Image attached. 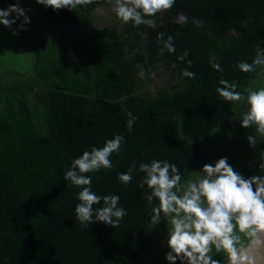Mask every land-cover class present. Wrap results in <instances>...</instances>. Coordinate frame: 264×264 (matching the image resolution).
Instances as JSON below:
<instances>
[{
    "label": "trees",
    "instance_id": "obj_1",
    "mask_svg": "<svg viewBox=\"0 0 264 264\" xmlns=\"http://www.w3.org/2000/svg\"><path fill=\"white\" fill-rule=\"evenodd\" d=\"M107 1L73 10L39 4L31 66L0 63V264H168V229L163 218L150 224L156 201L149 205L141 187V162L167 160L187 179L227 158L244 178L264 176V138L250 145L255 128L241 127L247 106L216 92L221 78L242 93L264 87V68L236 67L264 48V0H175L151 17L154 28L124 24L114 12L100 21L95 9ZM8 6L0 0V10ZM180 14L187 23L174 22ZM159 33L174 37V53H160ZM128 112L137 118L131 130ZM115 135L124 141L113 167L86 175L98 195H119L127 215L115 228L83 225L75 214L81 187L65 173ZM133 164L122 184L118 175Z\"/></svg>",
    "mask_w": 264,
    "mask_h": 264
},
{
    "label": "clouds",
    "instance_id": "obj_2",
    "mask_svg": "<svg viewBox=\"0 0 264 264\" xmlns=\"http://www.w3.org/2000/svg\"><path fill=\"white\" fill-rule=\"evenodd\" d=\"M37 3L53 10L67 8L73 10L80 5H89L93 0H36ZM113 12L124 24L132 22L134 26L146 25L154 28L156 22L151 17L170 10L175 0H111ZM15 13L14 19H8ZM24 17L21 23H29L25 10L18 3L6 10H0V25L11 27L16 19ZM175 23L188 22L186 15L180 14ZM200 25L202 22L194 20ZM161 54L165 51L174 53V37L159 33ZM188 53L178 56L183 61ZM214 70L223 71L221 65L211 57ZM191 65V61H188ZM242 73H251L257 67L264 68V48L257 47L251 63L241 61L236 65ZM140 76L144 73L141 71ZM183 77L194 78V73L187 70ZM216 92L225 101L247 106L241 114L242 128H255V134L248 137L250 145H255L259 138H264V87L238 91L236 81L221 78ZM126 126L129 130L136 122L131 112L127 113ZM124 138L115 135L100 148L93 146L90 151L72 162L65 173V179L81 187L79 203L75 208L76 219L83 225L101 222L112 228L118 227L127 215L126 209L118 206L119 195H98L92 188V179L88 173L98 172L113 167L110 157L120 150ZM264 169V164L261 165ZM137 171L131 165L127 172L120 173L118 180L122 184L132 181V174ZM138 172L144 174L141 187H146L149 194L146 200L151 207L150 224L155 226L166 222L168 229V264H264V176L244 178L228 163L227 158L219 159L215 165L205 164L197 172L192 171L185 179L174 163L167 160L151 159L141 162ZM103 206L96 209L95 205ZM95 216V221L93 220ZM222 257L217 259L214 257Z\"/></svg>",
    "mask_w": 264,
    "mask_h": 264
},
{
    "label": "rangeland",
    "instance_id": "obj_3",
    "mask_svg": "<svg viewBox=\"0 0 264 264\" xmlns=\"http://www.w3.org/2000/svg\"><path fill=\"white\" fill-rule=\"evenodd\" d=\"M11 3L12 5L18 3L25 10V16L30 22L23 25L22 30L21 23L24 17L16 19L11 27L0 25V63L25 71L29 69L33 59L32 41L40 36L38 24L42 19V10L36 0H11ZM94 13L100 21L104 20V17H110L109 12L101 10L98 6ZM14 18L15 13L8 17Z\"/></svg>",
    "mask_w": 264,
    "mask_h": 264
},
{
    "label": "flooded vegetation",
    "instance_id": "obj_4",
    "mask_svg": "<svg viewBox=\"0 0 264 264\" xmlns=\"http://www.w3.org/2000/svg\"><path fill=\"white\" fill-rule=\"evenodd\" d=\"M100 1H102V0H100ZM106 4H107V7H106V8H103V7L101 6L100 9L109 12V15H110V14L113 13V10H112V9H113V5H112L109 1H107ZM96 9H97V8H96ZM96 9H95V11H96ZM107 18H108V17H107Z\"/></svg>",
    "mask_w": 264,
    "mask_h": 264
}]
</instances>
